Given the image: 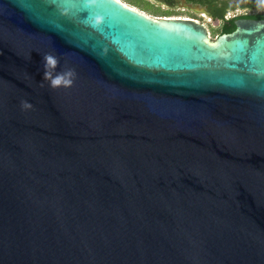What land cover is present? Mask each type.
<instances>
[{"label":"water","instance_id":"95a60500","mask_svg":"<svg viewBox=\"0 0 264 264\" xmlns=\"http://www.w3.org/2000/svg\"><path fill=\"white\" fill-rule=\"evenodd\" d=\"M0 264H264V21L0 0Z\"/></svg>","mask_w":264,"mask_h":264},{"label":"flooded vegetation","instance_id":"af4514ba","mask_svg":"<svg viewBox=\"0 0 264 264\" xmlns=\"http://www.w3.org/2000/svg\"><path fill=\"white\" fill-rule=\"evenodd\" d=\"M147 4L158 18L189 19L204 24L210 37L215 30L219 37L226 24L235 26L238 20L264 21V0H147Z\"/></svg>","mask_w":264,"mask_h":264},{"label":"clouds","instance_id":"9594fccd","mask_svg":"<svg viewBox=\"0 0 264 264\" xmlns=\"http://www.w3.org/2000/svg\"><path fill=\"white\" fill-rule=\"evenodd\" d=\"M58 66V60L55 55L46 54L43 57V75L42 78L47 82L48 86L52 89H57L60 87H69L72 83V77L74 73L71 70L64 72H55ZM21 107L23 109H28L31 105L27 101L21 102Z\"/></svg>","mask_w":264,"mask_h":264},{"label":"rangeland","instance_id":"374dc122","mask_svg":"<svg viewBox=\"0 0 264 264\" xmlns=\"http://www.w3.org/2000/svg\"><path fill=\"white\" fill-rule=\"evenodd\" d=\"M123 3H125L127 6H130L144 14H146L147 16L151 17V18H158L157 17V12H155V10L153 9V7L149 6L147 4V0H121ZM134 3L138 4L139 6H135ZM218 35V32L212 31L211 32V39L214 40Z\"/></svg>","mask_w":264,"mask_h":264},{"label":"trees","instance_id":"16d2710c","mask_svg":"<svg viewBox=\"0 0 264 264\" xmlns=\"http://www.w3.org/2000/svg\"><path fill=\"white\" fill-rule=\"evenodd\" d=\"M135 6H139L138 4L134 3ZM235 29L234 25H229L226 24L219 32V34H228L233 32V30Z\"/></svg>","mask_w":264,"mask_h":264}]
</instances>
